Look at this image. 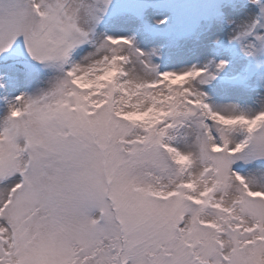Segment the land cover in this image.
Here are the masks:
<instances>
[{
	"label": "snow or ice",
	"instance_id": "6c2138e0",
	"mask_svg": "<svg viewBox=\"0 0 264 264\" xmlns=\"http://www.w3.org/2000/svg\"><path fill=\"white\" fill-rule=\"evenodd\" d=\"M0 264H264V0H0Z\"/></svg>",
	"mask_w": 264,
	"mask_h": 264
}]
</instances>
